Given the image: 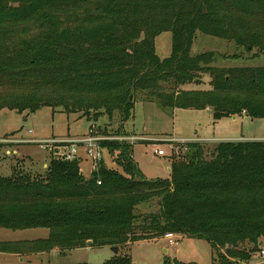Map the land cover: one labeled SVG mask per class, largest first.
<instances>
[{
  "label": "trees",
  "instance_id": "16d2710c",
  "mask_svg": "<svg viewBox=\"0 0 264 264\" xmlns=\"http://www.w3.org/2000/svg\"><path fill=\"white\" fill-rule=\"evenodd\" d=\"M162 33L171 34L165 59L153 46ZM197 33L264 51V0H0V110L117 114L123 123L143 92L162 109L209 110L214 122L264 119V67H210L212 52L190 55ZM202 76L207 90L183 89ZM185 145L169 180L147 179L133 148L114 143L104 146L120 171L102 163L84 178L80 162L52 159L44 177H0V229L49 232L0 243V252L120 250L179 234L209 243L212 264H249L264 239V141L222 142L208 159L201 144ZM153 201L156 213L136 214Z\"/></svg>",
  "mask_w": 264,
  "mask_h": 264
},
{
  "label": "rangeland",
  "instance_id": "374dc122",
  "mask_svg": "<svg viewBox=\"0 0 264 264\" xmlns=\"http://www.w3.org/2000/svg\"><path fill=\"white\" fill-rule=\"evenodd\" d=\"M153 46L155 54L160 59L169 57L171 34H160L154 39ZM206 52H212L214 55V61L210 67L220 69L264 67V51L248 50L246 47L237 46L233 41L197 33L190 55L197 56ZM201 78L203 81L201 86L189 85L183 89L207 90L209 78L206 76ZM134 98L136 102L132 116L123 123L117 114H114L111 119L103 114L97 115L99 117L93 121L84 117L80 118L82 116L80 113H63L60 108L52 112L50 108L44 107L33 113L0 110V177H10L14 173H25L26 176L35 178L44 177L45 168L50 161L57 160V157H53L49 152L50 141L80 138L87 134L90 125H99V130L105 133L121 130L120 133L157 140L155 144L138 143L133 147L132 158L142 174L149 180H169L168 167L175 159L185 158L189 152L185 145L187 143H198L204 146L208 159L210 152L217 144L226 142L213 139L264 137V119L251 121L248 117H238L236 120L225 118L214 122L210 113L205 110L162 109L155 102L145 101L143 92L135 93ZM154 150H161L164 155H154ZM104 154V166L119 170L114 155L106 152ZM80 170L84 178L89 177L90 166L87 161L80 163ZM156 212L157 206L153 201L138 207L136 214ZM3 230L5 233L3 238L8 239L3 241L5 243L22 242L27 236L47 233L45 230H36V233ZM174 240L176 244L173 246L169 245L164 237L154 241H140L118 249L116 254L107 247H86L64 255L52 250L42 261L38 256L31 259L33 255L27 254L24 257H29L28 260L31 262H10L0 259V264H104L118 256L128 257L130 264H212L213 259L216 258V252L206 241L185 238L179 234H174ZM259 244L260 250L253 254L249 264H264V256L260 255V252L264 251V239H261Z\"/></svg>",
  "mask_w": 264,
  "mask_h": 264
},
{
  "label": "built area",
  "instance_id": "2783aa9c",
  "mask_svg": "<svg viewBox=\"0 0 264 264\" xmlns=\"http://www.w3.org/2000/svg\"><path fill=\"white\" fill-rule=\"evenodd\" d=\"M157 142V140H151L140 135L117 132L103 134L99 130V125H90L86 135L69 140H52L48 149L53 157H57V160L63 162L76 161L82 163L87 161L90 166L89 175H91L99 170L100 165L104 161V153L109 154L104 144L114 143L117 145H128L133 148L138 143L155 144ZM154 155L163 156L164 153L161 150H154ZM164 238L168 240L169 245L173 246L176 244L173 234H167ZM260 255L264 256V251H261Z\"/></svg>",
  "mask_w": 264,
  "mask_h": 264
},
{
  "label": "crops",
  "instance_id": "0c3cea01",
  "mask_svg": "<svg viewBox=\"0 0 264 264\" xmlns=\"http://www.w3.org/2000/svg\"><path fill=\"white\" fill-rule=\"evenodd\" d=\"M206 112H209L210 115H211V112L209 110H205ZM212 117V116H211ZM238 117H233L231 118L232 120H236ZM239 118H247L245 115H241L239 116ZM252 121V120H251ZM215 141H226V142H234V141H250V140H264V137H252V138H243V137H239V138H236V139H225V140H216V139H213ZM203 141V140H201ZM6 154H9V152H6ZM43 167H46V165H43ZM169 168V167H168ZM36 230H45L47 231V233H39V235H36L34 234L35 236H27V238H25V240L23 241H28V242H32V241H36V240H44L48 237V230L46 229H31V230H22L20 231L21 233H36L35 231ZM4 230L3 229H0V243H5L3 241L5 240H8V239H4V235L5 233L3 232ZM16 232H19V231H16ZM183 237V236H182ZM165 239V238H164ZM13 241L15 239H12ZM154 241V240H153ZM19 242V241H18ZM21 242V241H20ZM85 249V248H84ZM110 249V248H109ZM80 250V249H79ZM57 251V250H55ZM75 251V250H73ZM72 252V251H70ZM166 252V251H165ZM49 253V252H48ZM48 253H38V254H31L32 257H30L31 259H35V256H38L39 260H45V257L48 256ZM59 253V252H58ZM68 253V252H66ZM60 254V253H59ZM24 256L26 255H23V256H20V255H16V254H5V253H2L0 252V259L2 260H8L10 262H16V261H19V262H31V260H28L29 257L25 258ZM41 258V259H40Z\"/></svg>",
  "mask_w": 264,
  "mask_h": 264
},
{
  "label": "water",
  "instance_id": "95a60500",
  "mask_svg": "<svg viewBox=\"0 0 264 264\" xmlns=\"http://www.w3.org/2000/svg\"><path fill=\"white\" fill-rule=\"evenodd\" d=\"M91 244H92L91 241H88V242H87V246H90ZM110 250H111V252H112L113 254H116L117 251H118V248H117V247H111Z\"/></svg>",
  "mask_w": 264,
  "mask_h": 264
}]
</instances>
